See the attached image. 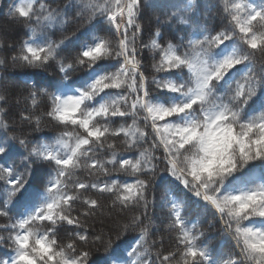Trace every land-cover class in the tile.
Returning a JSON list of instances; mask_svg holds the SVG:
<instances>
[{
  "label": "snow or ice",
  "instance_id": "1",
  "mask_svg": "<svg viewBox=\"0 0 264 264\" xmlns=\"http://www.w3.org/2000/svg\"><path fill=\"white\" fill-rule=\"evenodd\" d=\"M197 6L0 0L6 24L25 29L5 48L8 28L0 26L8 52L0 80L10 67L37 70L18 98L0 90V264H264V0H216L223 23L213 28ZM69 7L91 25L70 51L68 37L48 34L68 23ZM146 7L163 16L138 46ZM162 27L175 28V42ZM144 49L152 54L148 75ZM50 67L57 76L34 78ZM77 69L84 75L72 79ZM12 99L24 107L10 122ZM45 118L61 129L51 138L23 131L27 124L39 132ZM100 175L108 179H92ZM158 186L161 219L174 234L168 250L163 236L152 239ZM104 196L109 210L131 215L97 232ZM189 202L219 222V249L202 241L200 219L185 215ZM129 232L138 235L126 240Z\"/></svg>",
  "mask_w": 264,
  "mask_h": 264
},
{
  "label": "trees",
  "instance_id": "2",
  "mask_svg": "<svg viewBox=\"0 0 264 264\" xmlns=\"http://www.w3.org/2000/svg\"><path fill=\"white\" fill-rule=\"evenodd\" d=\"M7 2V0H6ZM49 3L53 4L54 7H61L63 8L65 5H71L73 3V0H48ZM151 2V0H149ZM197 8L195 14L197 16H203V17H210L209 22V28L217 27L223 23V18L220 16L219 10L214 8V5L216 4V0H196ZM67 15H68V23L63 26H58L54 29H52L48 34L51 36L52 39H61L63 37H68V39L65 41L67 45H69V51L71 50V44L70 41L75 39L76 36H79L81 32L86 31L91 25L85 23L82 19L76 18V8L69 7L66 9ZM3 12H6V9H0V26H5L8 28V36L7 39L4 41V47L6 48L8 43H16L25 38L24 33L25 29L22 25L14 24V25H8L6 24V18L2 14ZM157 16H163V12L157 8L152 9L146 7L143 11L142 17H141V24L143 25V31L140 35V38L138 39V46L142 42H147L151 33L154 32L156 29ZM162 34L166 39H173L175 42V37L173 36V32H175V28L172 29L170 32L167 28L162 27L161 28ZM101 35H106L107 33L100 32ZM178 35H183V33H179ZM67 54V53H65ZM8 52L0 49V57H7ZM151 58L152 54L149 52V50L144 49L143 54L141 56V59L143 61L145 74L148 75L151 72ZM259 59L257 62V69L259 68ZM37 70H33L26 67H16V68H8L5 75L7 76V80H0V90H6L10 98L11 97H17L19 96V89H22L24 87L22 81L28 80L33 78L32 74L36 72ZM58 75V72L55 70L54 67H50L47 70V73L37 75L34 78L37 80H45L50 77H55ZM84 72L77 69L76 71L71 73V78L76 79L77 77L83 76ZM11 104L13 105L10 109L8 119L9 121H18L19 116L18 113L21 109L24 107V103L21 102V104L16 105L15 100H11ZM45 109L41 107L37 110V114H40ZM130 122V121H129ZM118 126V125H114ZM23 131L25 133H31L32 138H45L49 139L52 136H54L58 131L61 129L57 127L53 122H51L48 119H43L42 121V128L39 132H33L30 125H23ZM118 148L120 150H123V146L120 142V140H117ZM123 176V174H120ZM84 178L83 176L81 177ZM100 179L105 180L108 179V177H105L103 175H100L99 177H92V179ZM154 193L156 196V205L153 208L151 205L149 207V215L154 220L157 227H159L160 231H156L153 229L154 235L152 236V239L159 240L161 236L164 238V247L166 250L170 249L174 245V234L169 233L165 227L164 223L166 221H162L161 218L167 216V209L166 207L162 206V200L161 197L164 196L165 190L163 187H155ZM177 195H179L177 193ZM102 204L104 205V216L98 217L94 227L97 232H99L101 229L104 231H107L109 228H115L117 223L121 222H127L128 217L131 215V212H120L119 209L116 210H109L108 205L110 204V198L107 196L100 197ZM109 211L111 214L109 215ZM185 215L188 216L189 219H200V228L204 231L205 236L202 238V241L207 243V245L210 248L213 249H219L224 244V237L220 235V224L218 221L214 220L210 213L205 214L202 209L197 208L194 204L191 202L188 203L185 210ZM100 219H103V224H101L99 221ZM5 221L3 219H0V223H4ZM214 225V226H213ZM69 229L65 228L62 229L60 232V235L63 237L68 233ZM91 231V229H90ZM137 232H129L127 236L125 237L126 240H130L132 237L137 236ZM3 249H0V256H2ZM103 255L102 252L94 253L93 260H96L98 257H101Z\"/></svg>",
  "mask_w": 264,
  "mask_h": 264
}]
</instances>
